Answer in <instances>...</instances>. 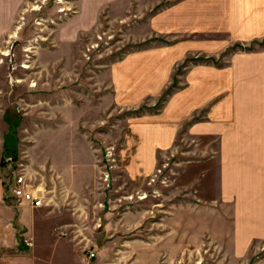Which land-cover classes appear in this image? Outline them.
<instances>
[{
    "label": "rangeland",
    "instance_id": "1",
    "mask_svg": "<svg viewBox=\"0 0 264 264\" xmlns=\"http://www.w3.org/2000/svg\"><path fill=\"white\" fill-rule=\"evenodd\" d=\"M177 2L112 0L84 27L81 17L67 26L80 0H0V202H15L12 181L24 169L45 194L42 229L73 244L80 264H264V240L236 249L213 215V137L189 132L211 102L176 123L166 150H140L145 116L158 119L194 65L264 53V36L231 37L225 23L196 32ZM151 49L170 58L165 87L117 103L115 66Z\"/></svg>",
    "mask_w": 264,
    "mask_h": 264
},
{
    "label": "crops",
    "instance_id": "2",
    "mask_svg": "<svg viewBox=\"0 0 264 264\" xmlns=\"http://www.w3.org/2000/svg\"><path fill=\"white\" fill-rule=\"evenodd\" d=\"M109 1L80 0V16L69 19L67 26H78L79 17L87 22L81 25L89 26ZM173 5L181 21L194 24L198 33L213 32V24L225 23L231 37L264 36V0H178ZM154 52L144 51L115 66L112 84L117 103H140L165 87L169 66L163 64L170 58L159 62ZM160 52L166 54L165 49ZM193 67L187 74L188 87L169 98L158 119L145 116L147 129L140 150H166L180 127L176 123L211 102L207 118L195 121L189 132L213 137L219 179L213 215L227 225L224 238L230 237L233 246L243 250L254 240H264V53H241L221 66ZM10 197L16 203L0 202V264H80L83 255L75 253L73 244L56 238L51 228L42 229L40 207L20 205L12 193ZM30 237L32 246L26 241Z\"/></svg>",
    "mask_w": 264,
    "mask_h": 264
},
{
    "label": "built area",
    "instance_id": "3",
    "mask_svg": "<svg viewBox=\"0 0 264 264\" xmlns=\"http://www.w3.org/2000/svg\"><path fill=\"white\" fill-rule=\"evenodd\" d=\"M39 7V6H37ZM35 8V7H34ZM40 8V7H39ZM64 9L62 8V11ZM161 171V170H160ZM44 191L39 186L33 185L31 182L28 181V177L26 175V172L24 169H19L15 174L12 181L11 186V193L14 197V199L20 204V205H31L33 207H41L45 204V194ZM62 234H66L64 231H62ZM27 243L29 245H32L33 243L31 240L26 239ZM95 251H90L89 258H92L95 256Z\"/></svg>",
    "mask_w": 264,
    "mask_h": 264
}]
</instances>
